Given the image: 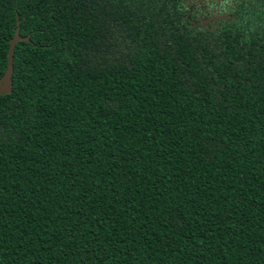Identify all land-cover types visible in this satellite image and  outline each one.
Listing matches in <instances>:
<instances>
[{
    "label": "trees",
    "instance_id": "trees-1",
    "mask_svg": "<svg viewBox=\"0 0 264 264\" xmlns=\"http://www.w3.org/2000/svg\"><path fill=\"white\" fill-rule=\"evenodd\" d=\"M17 16L0 264H264V0H0V79Z\"/></svg>",
    "mask_w": 264,
    "mask_h": 264
},
{
    "label": "water",
    "instance_id": "water-1",
    "mask_svg": "<svg viewBox=\"0 0 264 264\" xmlns=\"http://www.w3.org/2000/svg\"><path fill=\"white\" fill-rule=\"evenodd\" d=\"M19 28H20V20L17 16V26L15 28V33L9 42L6 70L0 79V94L2 95L9 94L12 91V86H13L12 75L14 69L13 60H14L15 46L17 42L20 40H28V37L24 38L20 35Z\"/></svg>",
    "mask_w": 264,
    "mask_h": 264
},
{
    "label": "flooded vegetation",
    "instance_id": "flooded-vegetation-1",
    "mask_svg": "<svg viewBox=\"0 0 264 264\" xmlns=\"http://www.w3.org/2000/svg\"><path fill=\"white\" fill-rule=\"evenodd\" d=\"M204 2H207V3H208V2H210V3L212 2V5H213V3H214V4H215V3L218 4L219 0H204ZM216 12H217V9L213 11V13H212L213 16H215L214 14H215ZM215 18H218V17L215 16Z\"/></svg>",
    "mask_w": 264,
    "mask_h": 264
}]
</instances>
